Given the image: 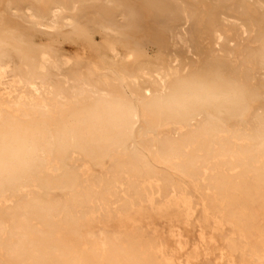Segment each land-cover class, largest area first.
<instances>
[{"label":"rangeland","instance_id":"374dc122","mask_svg":"<svg viewBox=\"0 0 264 264\" xmlns=\"http://www.w3.org/2000/svg\"><path fill=\"white\" fill-rule=\"evenodd\" d=\"M0 1V12H7L3 21L0 16V29L18 26L35 57L30 61L25 53L11 49L0 52V127L36 125L43 130L44 139L37 140L39 151L33 164L39 169L45 165L55 174L62 171L77 176L76 207L53 208L50 212L51 224L47 226L49 229L46 227L47 230L45 227L40 228L35 221H29L22 211L41 198L38 180L32 177L29 181H22L23 190L19 196L9 198L11 209L16 214L9 212L10 215L7 216V212L0 213V221L4 225L9 224L3 231L4 240L0 241V264H23L20 262L22 251L18 250L17 255H14L12 248L23 234L26 237V232L41 236L46 232L51 240H57V222L65 213L73 220V230L67 234L73 240L81 237L92 240L99 235L117 237L119 227L125 224V220L132 227H141L143 242L152 245L154 251L161 252L156 253L157 262L149 256L145 264H164L163 261L167 264H240L241 256L238 251L229 255L230 246L240 245L233 230L224 224L215 226L214 221L220 218L217 219L216 213L207 210L205 198L211 192L209 184L198 179V185L194 186L171 168L152 163L150 155L142 151L143 160L139 162L135 159L134 170L130 173L133 179H138L145 186L143 197L146 199L145 203L150 204L143 216L145 222L140 224L142 221L136 216L134 208L130 210L128 207L130 203H137L138 196L123 175L120 183L107 193L109 197H104L99 192L98 184L93 192L90 180L81 175L86 163L79 153L68 150L55 158L58 138L54 122L64 115L69 118L77 108L86 106L90 94H113L117 89L122 90L138 109L136 97L144 96L149 100L157 91L167 92L168 83L179 79L178 73L170 75L172 67L179 73L182 70L189 73L197 67L202 68L206 61L215 59L222 63L221 80L238 83L244 103L242 106H229L224 99H220L216 107L206 106L201 110L198 126L202 125L200 128L204 127L203 130L210 134L216 133L219 140L216 144L209 145L208 165L213 163L220 171L221 143L245 144L244 135L250 130L258 129V123L264 114V59L257 56L264 41V0H109L117 5L106 6L102 5L107 0H63L62 4L77 8L75 14L73 12L70 17L67 14L65 16L72 25L68 29L58 28L53 31L32 27L26 10L22 11L25 18L20 13H15V19L10 7L5 5L9 0ZM47 1L51 0H45ZM58 2L61 3V0ZM167 2L172 8L184 10L186 23L183 24L180 20L175 25L184 34L185 46L170 39L168 30L172 21L154 19L161 15L154 8ZM116 10L122 13L118 15ZM113 18L120 22L126 19V22L121 25L117 23L114 27L104 22L105 19ZM158 21L161 24L158 25ZM58 22L61 25L63 21ZM41 54L46 55L45 60H41ZM256 92L259 97L255 102H250L249 96ZM244 105L248 106L247 114L241 110ZM106 124L104 128L108 129V122ZM140 124L141 119L135 125L132 135ZM191 128L189 123H184L185 131H190ZM244 144L243 149H246ZM136 146L135 143L132 149L134 155L137 153ZM46 147L48 153L45 152ZM228 154L231 156L232 151ZM245 162V166L256 167L258 157L252 155ZM90 168L100 179L99 170L94 166ZM222 171L228 173V168L225 166ZM149 177L166 182L168 187L165 195L148 191L152 187ZM175 191L183 195L186 201L189 200V211L186 210V214H190L192 226L185 227L181 221L170 225L165 217L153 219L155 206H162L166 198H175L178 195ZM47 193L49 196L45 197L46 201L57 206L62 205L70 196L69 193L64 194L58 190H47ZM201 207H205L204 210ZM178 236H182V239ZM53 254L56 255V251ZM160 255L165 260H161ZM243 259L246 262L253 261L252 264L257 263L247 250L243 252Z\"/></svg>","mask_w":264,"mask_h":264},{"label":"bare ground","instance_id":"6f19581e","mask_svg":"<svg viewBox=\"0 0 264 264\" xmlns=\"http://www.w3.org/2000/svg\"><path fill=\"white\" fill-rule=\"evenodd\" d=\"M62 1L59 3L58 0H51L50 2H45V0H9L5 5L10 7L9 10L14 13V16L15 13H20L21 17L25 18L22 11L26 10V16L32 22L30 24L32 27L53 31L58 28L68 29L71 27L72 24L70 25V21L65 16L67 14L70 17L77 9L74 7L69 8L62 4ZM114 4L107 0L102 6ZM154 9L161 13L160 16L154 17L155 20L163 19L173 22L168 30L171 36L170 39L185 46L184 34L175 25V22L180 20L183 24L186 23L184 10L180 8L182 10L180 11L177 7H170L169 2ZM115 13L120 15L122 11L116 10ZM6 14V11L0 12V16L3 17L2 21ZM96 15L100 16L97 13ZM16 16L15 19H17ZM58 20L63 21L61 25ZM104 22L114 27L117 23L120 25L125 24L126 19L121 20V22L114 18L105 19ZM159 24H161V21ZM19 30L18 26L11 29L8 27L0 29V52L8 51V49L15 50L25 53L30 61H33L35 59L33 52L22 34L23 32ZM45 56L41 54V60H45ZM257 56L264 59V41L257 52ZM177 73L179 79L168 83L167 92L157 91L156 95L149 100L144 96L136 97L135 101L138 109L120 89L115 90L113 94H90L86 106L77 108L71 117L68 118L64 115L54 122L58 138L57 147L54 151L55 158L62 156V153L68 150L79 153L86 163L81 175L90 180V187H92L93 192L97 186L96 184H98L99 192L104 197L108 196L107 193L111 188L114 189L115 185L120 183L123 175L138 196L137 203H130L128 207L129 209L134 208L136 216L142 221L140 224H143L145 209L150 204L145 203L146 199L143 197L145 186L138 179H133L130 173L134 170V160L137 159L139 162L143 160L142 151L150 155L152 163H159L171 168L173 172L187 179L194 186H197L196 181L201 179L203 183L209 184L211 187V192H208L209 195L206 196L205 200L208 212L216 213L217 219L220 218L218 221H214L215 226L221 224L228 226L240 242L238 247L230 246L229 250L231 252L229 255L238 251L241 256L240 264H252L253 261L246 262L243 259V252L247 250L250 252L251 257L257 260L256 264H264V114L258 123V129L250 130L244 135L245 144L237 145V142L221 143L219 153L222 160L219 166L217 165L220 167L219 171L213 166V163L208 165L210 161L208 160L209 145L216 144L219 140L216 133L210 134L209 131L205 132L203 130L204 127L200 128L202 125L198 126L201 120L200 113L202 108L206 106L216 107L220 99H224L225 104L229 106L236 104L242 106L244 103L241 100L242 91L240 86L233 80H221L222 63L215 59L206 61L202 68L197 67L189 73L185 70L179 73L172 67L170 75ZM108 85L110 86L109 83ZM258 97L259 93H252L249 96L250 102H255ZM241 110L247 114L248 106L244 105ZM155 111L158 112L155 113ZM230 117L234 118L232 115ZM139 119H141L139 129L132 135ZM107 122L109 124L108 129L104 128V124ZM184 123H189L192 126L190 131H185ZM13 130L34 133L36 142L44 139L43 130L36 125L0 127V132L5 134ZM135 143L137 144V153L134 155L132 149ZM243 144L246 145V149H243ZM229 151H232L231 156L228 154ZM45 152H49L48 147L45 148ZM217 155L218 151L215 152L216 157ZM252 155L258 157L256 167L245 166V160ZM91 166L99 170L100 179L93 174ZM225 166L228 168V173L222 171ZM32 177L38 180L41 198L27 205L22 211L29 221H35L40 228L45 227L47 230V226L51 224L50 212L53 208L65 207L69 209L70 207H76L77 194L75 186L77 176L62 171L55 174L47 166L44 165L39 169L35 164H32L26 170L11 175H0V213L7 212V215L11 212L16 214L15 210L11 209L12 205L9 203V198L14 195L19 196L23 190L22 181L25 179L29 181ZM149 179L152 180V187L148 191L160 196L165 195L168 187L166 182L159 181L154 177H149ZM47 190H58L64 194L69 193L70 196L63 202L64 206L62 203V205L57 206L46 201L47 198L45 197L49 196ZM187 201L181 194L176 195L175 198H166L162 206H155L153 219L165 217L170 225L181 221L185 227L192 226L190 224L192 222L191 217H189L190 214H186V210L189 209ZM63 215V218L57 222L59 226L55 224L59 227V231H57L58 229L55 230L59 233V235L57 234L59 237H57V240H51L46 232H43L42 236L33 232H26L25 238L23 234L18 240L15 239L16 243H14L12 253L17 255L18 250L22 251L21 263L145 264L149 256L157 262L155 260L156 253H161L160 251H154L152 245L143 242L141 227H132L127 220H125L124 225L119 227L120 233L117 237L99 235L98 238L92 240L85 237L73 240L67 237V234L73 230V220L69 214L65 213ZM9 219L11 218L9 217ZM132 222L135 225L134 221ZM135 222L137 223V221ZM8 225H4L0 221V241L4 240L3 231ZM34 232H36L35 229ZM178 237L182 239V236ZM182 242L187 244L184 241ZM55 251L56 255L53 254ZM162 259H164L163 256ZM164 262L166 263V261L162 263Z\"/></svg>","mask_w":264,"mask_h":264},{"label":"clouds","instance_id":"9594fccd","mask_svg":"<svg viewBox=\"0 0 264 264\" xmlns=\"http://www.w3.org/2000/svg\"><path fill=\"white\" fill-rule=\"evenodd\" d=\"M39 148L35 134L23 130L0 132V175H11L28 169Z\"/></svg>","mask_w":264,"mask_h":264}]
</instances>
